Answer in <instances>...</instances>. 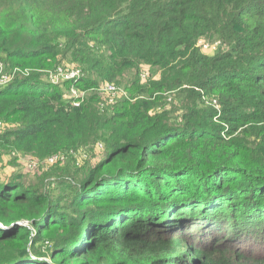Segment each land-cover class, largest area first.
I'll return each instance as SVG.
<instances>
[{
	"label": "trees",
	"instance_id": "16d2710c",
	"mask_svg": "<svg viewBox=\"0 0 264 264\" xmlns=\"http://www.w3.org/2000/svg\"><path fill=\"white\" fill-rule=\"evenodd\" d=\"M0 52L8 69L69 54L90 92L74 107L71 83L39 73L0 88V118L20 123L3 145L37 157L109 146L71 204L0 181V264H264V0H0ZM142 69L159 72L154 92L184 99V123L137 102L101 110L96 90L139 91ZM205 96L217 107L199 112Z\"/></svg>",
	"mask_w": 264,
	"mask_h": 264
},
{
	"label": "rangeland",
	"instance_id": "374dc122",
	"mask_svg": "<svg viewBox=\"0 0 264 264\" xmlns=\"http://www.w3.org/2000/svg\"><path fill=\"white\" fill-rule=\"evenodd\" d=\"M55 14H58L56 21H59V19L62 18L65 19L68 15H70V4L67 7L65 6L64 8L56 9ZM62 43H64V41ZM199 46L207 55H213L220 49L219 42L207 38L201 39L199 41ZM61 50L64 52L63 47ZM8 63H11V61L8 60ZM58 67L78 68L83 71V69L69 57V54L63 58V62ZM27 69H31L34 73L42 74L43 79L47 78L46 71L54 70L53 68ZM145 73L152 75L153 79H160L159 72L155 73L154 71L142 69L137 75L138 87L140 90L138 91L136 88V90L133 89L130 92L128 91V99H121L113 104L108 102L107 97H103L102 101H104L105 106L101 108V110L112 114L114 111L119 110V106L122 107V105H124L123 103L137 102L142 105L145 104L152 116L156 114H166L168 120L174 125L184 123L186 114V108L184 105L185 102H183L184 99L179 97L178 92L173 93V98L171 100H167L163 94V96L161 95V93L154 92L153 89H151L150 83L152 78L148 80L142 78V75ZM124 85L118 86L124 88ZM99 101L101 100L99 99ZM116 106L117 109L113 110ZM195 107H197V111L206 113L209 109H215L217 107V103L214 99L205 96L198 99L197 106ZM19 126L20 123H18V119L6 120L5 118H0V133L4 132L6 129H13ZM108 150V144L101 140L92 147H82L79 149H73L69 152L58 153V155H64V160L50 163L46 160L52 157V155L48 157H37L33 154H25L23 152L10 149L0 142V181L18 180L24 184L25 187L47 194L52 200L60 202L62 205H67L68 203L71 204L76 199L75 196L80 190H82L83 183L89 175V172L87 171L105 161L109 153ZM221 193L224 192H220V194ZM77 200L79 199L77 198ZM207 206H209L207 208H211L210 202L208 201ZM207 208L200 207L196 210V214L199 216L195 215V217L196 219L201 220V224L195 228L197 234L206 231L204 230L205 223L203 222L207 221L208 217L204 216L206 214L203 216L202 214L207 210ZM204 209L206 210L204 211ZM189 215L191 216V214ZM25 223L27 224V222ZM232 238L234 240H241L238 236H234ZM255 243H257L256 240ZM247 245L253 246V243L248 242ZM50 247L51 245H49V242L45 241V243L41 246V251L46 253Z\"/></svg>",
	"mask_w": 264,
	"mask_h": 264
},
{
	"label": "built area",
	"instance_id": "2783aa9c",
	"mask_svg": "<svg viewBox=\"0 0 264 264\" xmlns=\"http://www.w3.org/2000/svg\"><path fill=\"white\" fill-rule=\"evenodd\" d=\"M33 73L34 72L31 69L27 68L25 69L15 67L12 69H8L5 62L1 58L0 52V88L10 85L17 78H30ZM46 74L47 78L44 80L52 84L53 86L64 87L66 84L71 83L66 91L65 97L72 103L74 107H81L86 102L90 92L82 90L77 86V83L83 77V71L81 69L57 67L53 71H46ZM142 78L148 80L151 79V75L145 73L142 75ZM96 92L99 95V99L101 100L98 104L100 108H103L105 106L104 101H102L103 97H107L110 104L116 103L121 99L129 98L128 92L115 83H105L101 85L100 88L96 90ZM171 99L172 98H169V100ZM63 156L64 155L56 154L48 158L46 161L55 163L59 160H64Z\"/></svg>",
	"mask_w": 264,
	"mask_h": 264
}]
</instances>
